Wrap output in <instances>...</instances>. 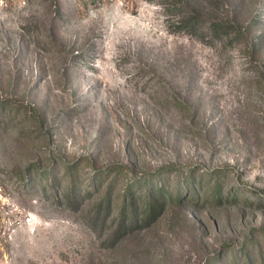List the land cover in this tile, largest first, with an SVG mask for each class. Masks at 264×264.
<instances>
[{"label":"rangeland","instance_id":"374dc122","mask_svg":"<svg viewBox=\"0 0 264 264\" xmlns=\"http://www.w3.org/2000/svg\"><path fill=\"white\" fill-rule=\"evenodd\" d=\"M0 264H264V0H0Z\"/></svg>","mask_w":264,"mask_h":264},{"label":"trees","instance_id":"16d2710c","mask_svg":"<svg viewBox=\"0 0 264 264\" xmlns=\"http://www.w3.org/2000/svg\"><path fill=\"white\" fill-rule=\"evenodd\" d=\"M194 178L195 177L189 178L188 179V180H190L189 182H194ZM165 185L166 184L160 183V185L157 186V189H156V187H154L155 185L147 187L146 192H147V200H148L147 204L148 205H147L146 210L144 212H149L150 216L155 211V208L159 209L161 206H163L162 203L164 202V199L160 200V198L163 196V192L166 190ZM109 189L106 191V194H105V198L107 199L106 203L108 204V206L110 205L109 203L111 202V199H110L111 191H109ZM217 192L219 193L220 191H217ZM171 196H173V195H171ZM177 197H179V195H177ZM136 208H137V206L135 203V199L132 198V199H130V201H127V198L123 195L122 206L120 207L121 215L125 216L127 213H132V215H134L135 214L134 209H136Z\"/></svg>","mask_w":264,"mask_h":264}]
</instances>
